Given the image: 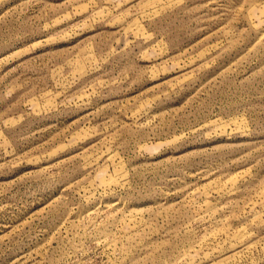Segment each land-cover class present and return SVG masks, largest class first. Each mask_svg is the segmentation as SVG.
<instances>
[{"label": "rangeland", "instance_id": "374dc122", "mask_svg": "<svg viewBox=\"0 0 264 264\" xmlns=\"http://www.w3.org/2000/svg\"><path fill=\"white\" fill-rule=\"evenodd\" d=\"M0 264H264V0H0Z\"/></svg>", "mask_w": 264, "mask_h": 264}]
</instances>
